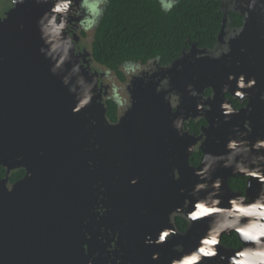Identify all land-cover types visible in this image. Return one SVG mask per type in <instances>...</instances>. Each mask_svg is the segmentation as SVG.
Wrapping results in <instances>:
<instances>
[{"label": "clouds", "instance_id": "clouds-1", "mask_svg": "<svg viewBox=\"0 0 264 264\" xmlns=\"http://www.w3.org/2000/svg\"><path fill=\"white\" fill-rule=\"evenodd\" d=\"M180 2L181 0H157L160 11L165 14L171 13ZM28 4L39 5L44 9L35 21L40 40L38 53L48 62L49 73L58 77L61 85L73 97L72 114L95 103L104 109V123L113 126L105 116L106 106L111 103L114 105L116 126L135 104L133 82H151L155 85L154 93L167 105L172 117L171 128L176 135L183 137L187 134L194 140L185 148L186 164L192 172L191 183L187 188H179L182 201L167 213L164 226L155 233L145 234L144 245L158 248L176 236L186 235L194 222H202L204 227L193 237L192 246L186 249L183 243L171 244L170 252L173 255L169 256L167 264H210L206 258H215L211 264H264V131L258 128L254 131L252 120L247 118L253 111L250 106L253 99L264 102V89L257 87L258 81L253 75L243 71L227 73L225 82L220 86L218 118L214 126L229 124L231 117L240 114L242 110L246 118L231 125L223 141L213 137L218 147L215 152H211L204 150L208 136L203 130L212 126L205 114L212 111V105L208 101L215 100L216 90L212 85L197 89L193 83L186 84L184 92L195 100L196 113L186 115L180 109L184 93L172 86L170 75H160L162 71L167 73L176 61L185 57L189 63L228 58L227 63L231 66L232 42L242 36L246 24L254 16L264 17V0H219L218 11L224 14L225 23L214 42L200 52L185 49L173 62H162L163 58L159 53L143 59H124L116 69L92 55L96 30L111 0H7L5 6L16 10ZM8 13L0 24L8 19ZM229 13L237 14L242 18L241 22L233 25L228 20ZM23 27V24L18 25L21 30ZM80 33L87 35L81 38ZM258 39L264 41V31L258 33ZM81 47L88 56L87 60L79 54L78 49ZM239 51L243 53L245 50L240 48ZM247 62L254 63L251 57ZM239 66L240 61L236 60V67ZM182 68V64H176L177 72ZM205 89H211L210 94L206 95ZM101 92L103 104L99 102ZM225 93L231 94L230 97L225 98ZM252 93H258V96ZM202 120L207 121L206 126L201 124ZM90 123L95 126L96 121L92 120ZM193 123L199 126V137L191 132ZM89 143L95 149L100 148L92 137L89 138ZM221 143L222 147H219ZM189 157H192L191 165ZM89 161L87 165L92 170L93 162L89 164ZM221 169L229 170L230 176L235 178L231 190L228 178L217 174ZM170 175L173 181L181 178L177 167L171 168ZM116 179L118 177H114L113 183ZM139 180V176H133L128 183L135 186ZM253 181L256 188H253ZM100 187H103L100 181L92 185L94 190H99ZM12 190L13 187L7 189L8 192ZM104 190L106 191L105 188ZM249 190L254 194L250 195ZM99 204H102L101 201ZM102 206L103 212L100 214L96 212L98 201L90 209L97 220L111 211L103 204ZM82 223L87 225L89 221L85 218ZM82 232L86 241L91 239L87 230L82 229ZM111 232L110 240H99L106 244L103 253L93 251L86 264H94L98 257L105 264H124L121 259L123 252L118 246L120 232ZM124 243L126 245L127 242ZM81 248L88 257L89 245L84 243ZM113 253H119V256ZM150 259L159 264L160 253L152 252Z\"/></svg>", "mask_w": 264, "mask_h": 264}, {"label": "water", "instance_id": "water-1", "mask_svg": "<svg viewBox=\"0 0 264 264\" xmlns=\"http://www.w3.org/2000/svg\"><path fill=\"white\" fill-rule=\"evenodd\" d=\"M43 10L35 4L10 9L8 19L0 24V168L5 169L0 179V264H82L79 235L83 217L90 209L87 206L93 205L92 185L98 181L105 184L118 177L113 189L126 191L132 198L144 191L153 173L156 177L161 167L173 164L181 174L175 181L176 205L183 199L179 188H187L189 175L192 178L185 148L194 140L187 134L176 135L166 104L154 93V84L139 86L134 95L135 113L119 123L122 131L114 132L104 123V109L95 103L72 114L73 97L59 78L49 73L48 62L38 53L35 21ZM19 24L24 25L23 30ZM195 48L192 45L193 51ZM218 62L203 59L189 63L185 57L167 73H160L170 75L172 86L184 93L180 109L186 115L196 114L195 100L184 92L187 76L201 67L198 78L203 82L204 70ZM176 64L183 65L181 71H176ZM204 86L207 84L200 89ZM219 102L220 92L215 100L208 101L212 111L205 115L212 125L210 131L215 128ZM133 123L138 126L130 128ZM126 129L130 137L122 135ZM90 137L99 149L89 143ZM117 139L119 146L132 151L124 156L115 154L117 145L113 142ZM166 145L177 158L164 163L157 154ZM18 156L21 159L17 160ZM89 160L92 170L87 165ZM18 168H23L26 175L8 192V176ZM133 176L140 180L130 186L128 180ZM119 205L133 206L129 201Z\"/></svg>", "mask_w": 264, "mask_h": 264}, {"label": "flooded vegetation", "instance_id": "flooded-vegetation-1", "mask_svg": "<svg viewBox=\"0 0 264 264\" xmlns=\"http://www.w3.org/2000/svg\"><path fill=\"white\" fill-rule=\"evenodd\" d=\"M221 16H222L221 17L222 20L223 19L225 20V16L222 12H221ZM241 19L242 18L239 17L237 14L234 13L228 14V20H230L233 23V25L241 22ZM222 20H221L220 29L222 27ZM252 23H256L257 26H255ZM260 31H264V17L254 16L252 20H250L246 24L242 36L238 40L232 42L231 63H234L236 65V60H239L240 61L239 68L237 67L238 68L237 71L233 69L232 71H236V72L243 71L250 75L255 76L258 81L257 87L264 89V49H263L264 41L261 40H259V42L256 41L258 39V33ZM79 35L81 38H83L87 34L80 33ZM194 44L196 45L195 49L198 51H202L203 49H205V48H200L197 43H188V45L184 47L182 51L185 49L191 50V47ZM240 48H243L245 51L241 53L239 51ZM78 51L79 54L84 58V60L88 59V56L86 55L82 47L79 48ZM249 57H251L254 63L249 64L247 62ZM227 60L228 58H225L224 60L221 61L227 63ZM137 87L138 86L136 85L135 89ZM210 92L211 89H206L205 94L208 95L210 94ZM136 93H137V89L133 91V96ZM252 94L254 96H258V93H252ZM224 95L225 98H229L231 94L225 93ZM102 96H103V92H101V102L103 104L104 101L102 99ZM250 106L252 107L253 111L251 114H249L247 118L252 120L254 131L257 128L260 129L261 131H264V102H261L258 99H253L251 101ZM165 108L168 109L167 105L165 106ZM132 111L134 114L135 113L134 106L132 110L126 115V117L121 121L128 120L129 118H131V116L133 115ZM237 117H238L237 123L232 122V124H238L243 119L246 118L244 110H242L241 113L237 115ZM106 119L108 118L106 117ZM202 121L204 123L201 124L206 126L207 122L205 120ZM111 122L113 124V126L111 127H113L112 129L114 130V132L122 131V128L119 126V124L114 126L116 123V119ZM226 125L228 126L230 125V123L225 125L222 124L218 128L223 129L221 127H224ZM203 131L208 136V140L203 146L204 150L206 149V151L211 150L212 152H215L218 145L214 143L212 138L218 136L217 133L212 129L210 131L209 128L204 129ZM191 132L194 136L199 137L200 135L199 126L193 123V125L191 126ZM128 134L129 132L126 129L124 130L122 135L127 136ZM209 141L210 144L208 145L207 142L209 143ZM113 144L117 145V147L114 148V153L118 154V156H124L125 154L127 155L130 151H132L130 147L122 148L121 146H119L118 139L115 142H113ZM219 147H222V143ZM169 153H171L170 159H169ZM157 156L158 159L164 161V163L174 161L173 157H175V159L177 158V156L173 154V152H171L170 148L167 145L166 148L159 149V153L157 154ZM189 164L190 165L192 164V157H189ZM172 167H174L173 164H168L165 167H161L160 172L156 176L157 178L153 173L152 177L149 178L148 182H145V188L143 189L144 191L140 193L137 192V196H133L132 198H130L129 194L126 193V191L123 192L121 190L113 189V187L117 184L116 183L117 179L115 180V183H113L114 178L106 182L105 184L102 183V186L106 189V191L104 190L103 187H100L99 190L98 189L94 190L93 205L87 207L91 209L98 201V207L96 208V212L98 214L103 212L102 204L106 208H110L111 211L106 212L105 215L101 217L99 220L96 219L94 213L90 212V209H88V212L85 213L83 220L87 218L89 223L87 225H84L82 223L79 239L81 240L80 241L81 245L84 243H87L89 245V256L86 257L83 254L84 258L83 260H81L83 261L82 264H86V260L91 256V253L93 251L103 253L106 244L101 243L99 240H103V238L104 240H110L111 239L110 236H112L111 230L113 232L119 230L120 232V240L118 241V246L120 248V251L123 252V257H121V259L124 261V264H128L129 261L131 262V264H157V262L151 261L150 259L151 253L154 251L160 253L159 264H167L169 256L173 255L170 252L171 244L183 243L186 249L192 246L193 237L196 235L198 231L202 230L204 227V224L202 222H194L193 227L188 231L186 235L176 236L172 238L171 241H169L168 243L166 242L164 245H161L158 248L145 246L143 243L145 234L155 233L160 229V227L164 226L167 219V213L177 205V204L175 205L174 203V190L176 188L175 181L171 179V175H170ZM1 169L3 168H0V170ZM3 170L5 175V169ZM18 170H22L24 172V176H23L24 178L26 175L25 170L23 168H18L13 171H18ZM221 171H223L222 172L223 174L228 172V170H223V169H221ZM225 177H228L229 190H231L233 188V182L235 178L230 176V172L227 173ZM3 178L4 176L0 179ZM8 181H9V176H8ZM17 182H15L14 184H16ZM12 185L10 186L8 185V188H11ZM256 187L257 185L255 181H253V188ZM123 193L125 194L122 196ZM249 194L253 195L254 192L252 190H249ZM96 196H97V201H96ZM131 199L133 200V202H131L132 201ZM138 199L140 202H138ZM100 201L102 204H99ZM122 201H129L133 206H120L119 203ZM205 219L207 220V218ZM82 229H85L90 233L91 235L90 240L86 241L84 239ZM96 237L98 240L96 239ZM225 239L227 240L228 238L226 237ZM125 241L127 242L126 245L124 243ZM113 255L119 256V253H113ZM206 259H209L210 264L212 260H215V258H206ZM94 264H105V261L98 257L97 260L94 262Z\"/></svg>", "mask_w": 264, "mask_h": 264}, {"label": "trees", "instance_id": "trees-1", "mask_svg": "<svg viewBox=\"0 0 264 264\" xmlns=\"http://www.w3.org/2000/svg\"><path fill=\"white\" fill-rule=\"evenodd\" d=\"M218 5L219 0H181L165 14L157 0H111L96 30L92 55L114 69L124 59L157 53L162 62H173L188 43L207 48L214 42L222 20ZM106 111V117L114 121V105L109 103ZM3 176L1 169L0 178ZM23 176L22 170L11 172L8 185Z\"/></svg>", "mask_w": 264, "mask_h": 264}, {"label": "bare ground", "instance_id": "bare-ground-1", "mask_svg": "<svg viewBox=\"0 0 264 264\" xmlns=\"http://www.w3.org/2000/svg\"><path fill=\"white\" fill-rule=\"evenodd\" d=\"M256 41L259 42V39H257ZM264 44V42H263ZM264 46V45H263ZM264 49V48H263ZM239 68V67H238ZM236 65L234 63H231V66H229L228 63H225L224 61H219L216 64H213L212 66H207L206 71L204 70V76L206 78L205 81L201 82L199 80V74L201 73V67L196 68L194 71H192L186 78V84L188 83H193L197 89H200L201 85H212L214 87L215 90H217V92H220V86L225 82V78L228 72H236L237 69ZM226 69V72H225ZM236 70V71H232ZM211 76V79H209V77ZM193 77H195V79H193ZM218 93L216 94V97L218 96ZM189 99H187L186 101H188ZM255 106V105H254ZM143 109L145 108V106L142 107ZM139 115V110L137 109V114L136 116ZM238 121V117L237 115L232 116L231 120H230V125H226L224 127H221L223 129H220L218 127L212 128V130H214L217 135L219 136L220 140H223V137L226 135L228 129L231 127L232 122L237 123ZM134 126H138V124H132L130 128L134 127ZM128 137L129 134H128ZM116 140H114L115 142ZM118 143H119V139H118ZM211 151V150H208ZM212 152V151H211ZM223 171H220L219 173H217L218 175H221L223 177H225V175L227 173H229L230 171L228 170L227 173L223 174ZM184 177V176H182ZM190 181H191V176L189 175Z\"/></svg>", "mask_w": 264, "mask_h": 264}, {"label": "rangeland", "instance_id": "rangeland-1", "mask_svg": "<svg viewBox=\"0 0 264 264\" xmlns=\"http://www.w3.org/2000/svg\"><path fill=\"white\" fill-rule=\"evenodd\" d=\"M6 2H7V0H0V19L1 18H4V16L6 15V13H8V11H9V7H6L5 5H6ZM133 83H135L134 85H135V87H136V85L138 86L136 89H137V91H138V88H139V86H142V87H144V85H147L148 86V84H150V82L148 83V84H143L142 82L140 83V84H138V83H136V81H134ZM135 88H134V90H136Z\"/></svg>", "mask_w": 264, "mask_h": 264}]
</instances>
